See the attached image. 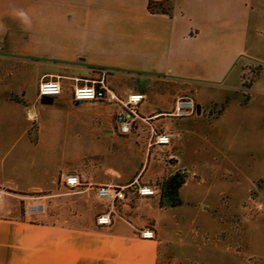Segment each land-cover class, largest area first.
<instances>
[{"label":"crops","instance_id":"crops-1","mask_svg":"<svg viewBox=\"0 0 264 264\" xmlns=\"http://www.w3.org/2000/svg\"><path fill=\"white\" fill-rule=\"evenodd\" d=\"M150 1L161 3L164 11H149ZM241 57L246 62L264 59V0H0V188L7 192L0 204V264H157L162 241L156 226L164 218L159 208L160 214H154L157 197L131 193L128 202L117 205L111 223L100 226L95 219L106 210V202L85 185L132 181L153 185L165 173L168 176L185 167L193 170L192 175L175 193L183 202L188 195L185 188L194 180L201 182L182 153L193 130L180 129V137L167 146H151L174 153L176 160L169 168L149 154L148 134L138 121L130 134L120 135L129 143L130 157H142L137 158L136 168L124 177L113 173L102 180L86 170L74 171L83 184L77 188L59 181L63 173L50 184L39 181L25 157L44 148L40 132L43 123L54 118V111L46 108L65 105L88 111L110 106L75 101L71 95L74 80L93 77L98 68L110 70L116 80L128 84L124 96L141 93L137 78L146 80V87L155 83L168 88L191 79L219 87L224 93L220 100L211 101L226 105L218 117L224 119L230 111V97L237 98L246 64L239 63ZM57 77L59 95H38L40 81ZM195 94L198 106L210 102L199 97V88ZM110 107L113 121L114 107ZM160 111L165 110L141 114L138 109L140 116ZM187 118L165 121L163 130H179L180 121ZM133 133L137 134L131 137ZM150 158L157 165L162 163L163 169L155 165V173L143 180ZM30 193L46 197L45 213L30 216L24 212L23 196ZM143 229L153 230L155 238L142 239Z\"/></svg>","mask_w":264,"mask_h":264},{"label":"rangeland","instance_id":"rangeland-1","mask_svg":"<svg viewBox=\"0 0 264 264\" xmlns=\"http://www.w3.org/2000/svg\"><path fill=\"white\" fill-rule=\"evenodd\" d=\"M239 59V63H246L242 68L253 67L254 73L247 89L240 86L239 77L237 98L231 95L226 118L209 121L197 113L183 123L180 121L179 130L168 127L179 132L186 128L193 130L194 136L184 144L182 153L193 164L187 166H193L201 176V182L197 184L194 180L185 188L188 195L183 202L174 193L167 201L155 200V216L160 214L158 208L164 214L156 226L162 241L157 264H264V59L260 63ZM137 81L140 92L146 94L138 108L141 114L156 108L165 110L159 114L171 111L176 90L177 97L195 99V89L199 88V97L210 100L201 106L214 98L220 100L219 95L224 93L219 87L192 79L170 84L168 88L155 83L146 87V80L137 78ZM109 84L117 93L127 92L128 84L120 83L114 75L110 76ZM46 110L54 111L51 115L54 118L45 121L40 132L44 148L25 157L39 181L50 184L60 173L84 170L96 180L113 173L124 177L136 168L137 158H142L140 154H134L136 159L130 157L126 138L105 132L111 130L110 106H96L87 111L85 107L54 105ZM165 121L170 124L179 120L159 117L152 122L162 131ZM35 126L31 128L32 134ZM148 150L166 167L170 168L171 161L176 160L169 159L173 152L154 147ZM155 162L150 158L143 180L155 173L157 167L163 169L162 163ZM175 172L181 177L180 169ZM192 172L183 174L184 182ZM57 199L62 202V197ZM66 202L71 204L69 199ZM149 225L153 227L154 223Z\"/></svg>","mask_w":264,"mask_h":264},{"label":"built area","instance_id":"built-area-1","mask_svg":"<svg viewBox=\"0 0 264 264\" xmlns=\"http://www.w3.org/2000/svg\"><path fill=\"white\" fill-rule=\"evenodd\" d=\"M253 67H245L240 77V86L247 89L253 77ZM93 77L78 80L72 87L71 95L75 101H94L114 107L113 121L111 130L119 135L130 134L136 122L143 124L142 131L148 134V147L152 145L167 146L173 139L180 137L178 130L166 129L158 131L152 121L159 117L170 118H187L198 115L205 116L209 121L217 119L224 111L226 105L211 102L208 105H197L193 98L187 96H179L173 102L172 110L166 113H160L154 116H140L138 107L144 100V93H131L126 96L115 92L110 84L109 78L111 72L105 68H98ZM38 95L40 96H56L61 93V85L59 78L47 79L40 81L38 85ZM169 159H175L173 155H169ZM177 171V170H176ZM189 174L188 169L183 167L180 169V176ZM178 175L176 172L169 174L160 183L152 185H141L137 181H132L123 185L111 184H86L85 187L94 191L95 195L105 201L106 210L97 215L95 222L97 225H109L111 217L117 213V205H123L128 202L129 195L135 193L138 196H153L164 202L169 200L171 193L177 191L170 187L167 182L169 178ZM59 181L68 188H77L82 186L80 177L75 172H66L59 176ZM6 190L0 188V204L3 202ZM46 197L40 193H30L23 196V209L27 215H39L46 212ZM139 236L142 239H154L155 233L151 229H143Z\"/></svg>","mask_w":264,"mask_h":264},{"label":"trees","instance_id":"trees-1","mask_svg":"<svg viewBox=\"0 0 264 264\" xmlns=\"http://www.w3.org/2000/svg\"><path fill=\"white\" fill-rule=\"evenodd\" d=\"M147 7H148V10L151 12L164 11L161 6V3H158V2L155 3V2L150 1ZM167 182H169L170 187H173L175 190H177L182 184H184V180L182 179V177H178L177 175L169 178Z\"/></svg>","mask_w":264,"mask_h":264}]
</instances>
